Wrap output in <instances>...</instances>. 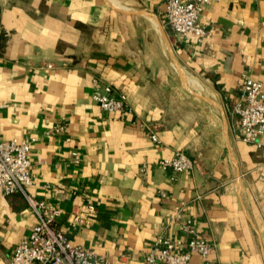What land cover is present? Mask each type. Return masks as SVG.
<instances>
[{
  "label": "crops",
  "instance_id": "0c3cea01",
  "mask_svg": "<svg viewBox=\"0 0 264 264\" xmlns=\"http://www.w3.org/2000/svg\"><path fill=\"white\" fill-rule=\"evenodd\" d=\"M165 2L0 0V138L33 140L30 193L108 264H143L159 236L186 250V224L213 246L197 264H264V139L241 142L233 110L245 78L264 83V0L206 6L200 39L168 28ZM93 79L131 113L102 111ZM176 153L190 170L160 165ZM35 224L0 189V264Z\"/></svg>",
  "mask_w": 264,
  "mask_h": 264
},
{
  "label": "built area",
  "instance_id": "2783aa9c",
  "mask_svg": "<svg viewBox=\"0 0 264 264\" xmlns=\"http://www.w3.org/2000/svg\"><path fill=\"white\" fill-rule=\"evenodd\" d=\"M219 0H166L165 21L168 28L179 36H205L204 28L199 24L203 9ZM92 99L107 113H131L127 97L110 84L92 80ZM237 115L238 138L241 142L259 146L264 139V83L245 78L240 87V101L234 107ZM152 141L157 142L155 133L148 132ZM30 140H2L0 138V189L5 196L21 195L29 211L36 217V224L30 234L14 248L10 264H108L98 259L92 250L70 242L57 221L61 211L53 204L38 200L30 193L33 181L30 175ZM187 156L176 153L171 160L160 162L163 168H171L174 173H183L193 166ZM145 170H140V176ZM87 216H93L94 206H82ZM190 233L187 249L182 250L181 240H172L165 236L155 239L145 254L143 264H197L193 256L205 260L213 246L200 234L184 225Z\"/></svg>",
  "mask_w": 264,
  "mask_h": 264
},
{
  "label": "water",
  "instance_id": "95a60500",
  "mask_svg": "<svg viewBox=\"0 0 264 264\" xmlns=\"http://www.w3.org/2000/svg\"><path fill=\"white\" fill-rule=\"evenodd\" d=\"M181 80V84H182V87L188 91L190 94L194 95V96H197V97H200L198 94L194 93L192 90H190V88L186 85V83L183 81V79H180Z\"/></svg>",
  "mask_w": 264,
  "mask_h": 264
},
{
  "label": "rangeland",
  "instance_id": "374dc122",
  "mask_svg": "<svg viewBox=\"0 0 264 264\" xmlns=\"http://www.w3.org/2000/svg\"><path fill=\"white\" fill-rule=\"evenodd\" d=\"M192 83H194V85H196V84H197V83H196V82H194V81H193Z\"/></svg>",
  "mask_w": 264,
  "mask_h": 264
}]
</instances>
